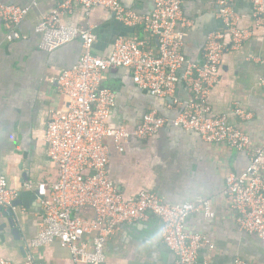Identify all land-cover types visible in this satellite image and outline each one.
Here are the masks:
<instances>
[{
  "label": "crops",
  "instance_id": "1",
  "mask_svg": "<svg viewBox=\"0 0 264 264\" xmlns=\"http://www.w3.org/2000/svg\"><path fill=\"white\" fill-rule=\"evenodd\" d=\"M83 1L73 0L72 10L63 19L69 26L92 30L96 36L92 47L95 55L108 56L118 37H146L142 29L123 25L102 8L87 9ZM2 2L27 8L29 13L15 30L18 39L9 40L11 30L0 21V176L6 177L10 187L18 192L17 198L21 194L29 196H20L22 202L13 208L12 218L0 211V257L13 264H28L27 255L33 252V264H71L72 254L64 243L39 249L30 248V243L41 229L40 197L48 195L58 176L44 140L51 111L66 107L58 81L64 71L77 64L82 42L75 41L53 52L41 49L42 36L37 27L62 0ZM122 5L144 16L152 13L155 0H122ZM232 6L240 17V27L253 29L256 18L251 0H233ZM182 12L190 21H180L176 27L182 36V50L188 59L202 62L208 34L225 29L218 6L210 0H186ZM226 42L228 49L220 65V78L210 93L213 112L227 115L232 124H240L253 146L264 150V65L257 60L264 59V33L258 30L238 49L230 48L229 37ZM102 86L116 95L108 120L110 127L134 131L150 112L168 121L153 137L132 139L124 153L117 152L112 139H106L110 149L109 175L119 191L127 198L147 192L175 205L182 192L196 189L195 199L186 202L210 200L215 211L212 218L198 214L186 221L187 232L205 234L215 245L213 251L205 248L200 252L197 264H232L236 257L251 264H264V242L240 230L225 193L227 175L245 171L249 155L223 143H207L198 132L172 123L192 97L183 83L173 95L160 98L141 90L129 69L119 68L104 74ZM236 105L250 113L251 119H238L233 113ZM29 182L34 184L32 190L25 189ZM79 214L95 218L90 207ZM159 226L157 218L149 217L146 222L120 227L106 242L104 264H175L174 255L162 240L147 249L138 244ZM92 236L89 234L88 238Z\"/></svg>",
  "mask_w": 264,
  "mask_h": 264
},
{
  "label": "built area",
  "instance_id": "2",
  "mask_svg": "<svg viewBox=\"0 0 264 264\" xmlns=\"http://www.w3.org/2000/svg\"><path fill=\"white\" fill-rule=\"evenodd\" d=\"M185 1L155 0L152 13L144 16L125 9L122 0L83 1L87 9L102 8L123 25L142 28L146 34L144 38L118 37L106 57L93 53L96 36L92 30L83 31L64 21L63 16L72 10L73 0H62L42 18L37 32L42 36L43 51L53 52L78 40L82 48L77 64L64 71L58 81L66 107L51 111L44 137L58 176L48 195L40 197L41 229L31 240L30 248L62 242L71 251V264H104L106 242L120 227L155 217L160 225L172 220L162 241L174 255L175 264H197L203 249H215L205 234L189 233L185 229L191 216L199 214L207 219L215 216L210 200L186 202L184 210L177 211L175 205L151 193L141 192L135 198H127L111 180L106 139H112L117 152L124 153L132 139L153 137L168 122L158 113L150 112L134 131L108 125L116 95L102 86V81L107 71L119 68L129 69L133 82L141 90L160 98L173 95L183 83L192 97L172 123L198 132L207 143H223L249 155L250 163L245 171L227 175L225 193L240 230L264 242V150L253 146L240 124H232L227 115L214 114L210 103V93L220 78V65L228 49L227 38L230 48L238 49L258 30L264 33V0H251L256 18L253 29L240 27L233 0H210L217 4L225 29L208 34L202 62L186 57L182 36L176 30L180 21L190 23L182 12ZM28 13L27 8L6 5L0 0V21L11 30L9 40L19 38L15 30ZM257 60L264 65V59ZM261 85L264 87V77ZM233 113L242 122L252 116L239 105L234 107ZM33 187L32 182L25 185L27 190ZM17 195L6 177L0 176V205L12 207ZM86 207L94 210V219L79 214ZM89 234H93L90 239ZM27 257L28 264H33V252ZM0 264L13 263L0 257ZM232 264L251 263L236 257Z\"/></svg>",
  "mask_w": 264,
  "mask_h": 264
},
{
  "label": "clouds",
  "instance_id": "3",
  "mask_svg": "<svg viewBox=\"0 0 264 264\" xmlns=\"http://www.w3.org/2000/svg\"><path fill=\"white\" fill-rule=\"evenodd\" d=\"M196 195H197L196 189H189L182 192L175 199L176 210L183 211L185 202L195 199ZM171 223L172 220L169 219L164 224L160 225L155 230L151 231L148 235L144 236L142 240L138 241L139 246L144 249L157 246L160 243V241L165 237Z\"/></svg>",
  "mask_w": 264,
  "mask_h": 264
},
{
  "label": "water",
  "instance_id": "4",
  "mask_svg": "<svg viewBox=\"0 0 264 264\" xmlns=\"http://www.w3.org/2000/svg\"><path fill=\"white\" fill-rule=\"evenodd\" d=\"M30 195H31V194H30ZM20 196H21V198H22V197L25 198V197L29 196V193L19 195V198H17V199L14 201L12 207H4V206L0 205V211H1L5 216H7V217H11V218H12V217L15 215V211H14L13 208H14L15 206H17L19 203L22 202Z\"/></svg>",
  "mask_w": 264,
  "mask_h": 264
},
{
  "label": "trees",
  "instance_id": "5",
  "mask_svg": "<svg viewBox=\"0 0 264 264\" xmlns=\"http://www.w3.org/2000/svg\"><path fill=\"white\" fill-rule=\"evenodd\" d=\"M141 29H142V28H141ZM141 29H140V28H138V30H139V31H141Z\"/></svg>",
  "mask_w": 264,
  "mask_h": 264
}]
</instances>
